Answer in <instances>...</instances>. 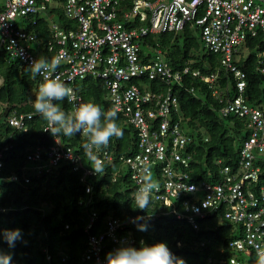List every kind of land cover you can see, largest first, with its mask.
Returning a JSON list of instances; mask_svg holds the SVG:
<instances>
[{
	"label": "trees",
	"instance_id": "trees-1",
	"mask_svg": "<svg viewBox=\"0 0 264 264\" xmlns=\"http://www.w3.org/2000/svg\"><path fill=\"white\" fill-rule=\"evenodd\" d=\"M61 3L58 0V6L50 8L51 19L65 31L76 30V22L65 17ZM143 25L135 18L130 28ZM17 27L37 35L38 45L31 50L45 57L53 55L46 48L49 20L23 17ZM143 41L145 59L159 48L173 70L188 68L199 71L201 77H216L212 86L191 74L183 76L180 85H173L178 112L172 120L179 122L189 140L185 151L191 160L186 171L192 182L219 181L220 169L238 168L240 151L253 128L250 115H223L228 101L241 97L244 106L264 117V65L257 59L262 37L247 38L235 54V65L245 75L242 93L233 75L220 66V55L204 47L197 26L187 24L179 33L149 35ZM0 81V264H90L82 261L88 237L106 233L109 217L123 225L118 235L134 241L126 253L118 255L107 252L111 246L106 242L102 258L109 264H229L230 258L258 264L251 249L235 252L229 248L231 241L243 235L239 225L197 219L195 231L152 196L137 195L130 168L120 160L136 152V130L113 109L103 80L88 76L75 83L81 104L71 115L73 107L65 97L55 96L46 104L47 93L38 91L33 70L9 60L4 50L0 51ZM128 85L151 92L166 87L147 79L130 80ZM44 110L52 122L46 131L49 119ZM13 113L31 115L26 132L8 126L6 118ZM56 138L80 159L79 171L66 163L48 165L46 152ZM102 151L111 160L97 166ZM35 154L41 159H28ZM253 166L260 169L258 182L253 184L258 192L264 189V152L256 155ZM159 167H154L147 182L159 183ZM87 168L95 174L82 180ZM92 213L97 217L86 231Z\"/></svg>",
	"mask_w": 264,
	"mask_h": 264
},
{
	"label": "built area",
	"instance_id": "built-area-1",
	"mask_svg": "<svg viewBox=\"0 0 264 264\" xmlns=\"http://www.w3.org/2000/svg\"><path fill=\"white\" fill-rule=\"evenodd\" d=\"M60 1L65 17L76 22V30L65 31L51 19L49 10L58 0H3L0 51L4 50L9 60H18L33 70L38 79V91L47 93L46 104L55 96L65 97L73 107L70 115L77 113L81 104L75 83L88 76L103 80L113 109L136 130V152L120 160L130 168L137 195L152 196L170 208L177 219L184 218L195 231L199 227L197 219L226 220L239 225L243 235L231 241L229 248L235 252L251 249L258 264H264V189L253 190L260 171L253 166V161L257 154L264 152L263 114L244 106L241 97L228 101L223 115L233 112L240 116L250 115L252 119V134L240 151L238 168L220 169V179L214 183L192 182L186 171L191 160L185 151L189 140L181 132L179 122L172 120L173 114L178 112L172 86L180 85L183 76L188 74L211 86L216 77H201L199 71L192 72L188 68L173 70L159 48L151 52L152 57L143 58L148 56L143 50L146 37L179 33L187 24H192L200 29L204 47L220 55V66L233 75L238 92L242 93L245 75L236 67L234 58L247 38L261 36L262 48L257 59L260 66L264 65V0ZM23 17H43L50 21L46 48L48 54L53 53L51 57L31 50L32 45H38L39 39L36 34L17 27V21ZM135 18L145 25L130 28ZM142 79L160 82L166 86L165 90L151 92L128 85L130 80ZM47 116L49 123L45 131L52 127L48 113ZM30 119L31 115L13 113L6 121L8 126L26 132ZM88 149L91 150L92 145H88ZM46 154L50 166L66 163L73 171L81 169L80 159L70 148L64 149L57 138ZM101 155L97 166L105 159L111 160L106 151ZM28 159L38 161L41 157L35 154ZM2 165L0 161V172ZM157 166H160L159 183L147 182ZM94 174V170L87 168L82 180ZM96 217L95 213L90 215L86 231L91 229ZM106 227V233L88 237L82 261L109 264L102 258L106 242L111 246L107 252L114 255L126 253L127 245L134 243L117 234L123 230L117 219L109 217ZM46 259L49 261V257ZM229 264L244 263L230 258Z\"/></svg>",
	"mask_w": 264,
	"mask_h": 264
},
{
	"label": "rangeland",
	"instance_id": "rangeland-1",
	"mask_svg": "<svg viewBox=\"0 0 264 264\" xmlns=\"http://www.w3.org/2000/svg\"><path fill=\"white\" fill-rule=\"evenodd\" d=\"M2 1L3 0H0V4L2 3ZM55 6H58V4H56ZM35 47V46H34ZM200 49H202V45L200 46ZM0 83H1V81H0ZM242 255V257L244 258V261H248V256L246 255V254H241Z\"/></svg>",
	"mask_w": 264,
	"mask_h": 264
},
{
	"label": "crops",
	"instance_id": "crops-1",
	"mask_svg": "<svg viewBox=\"0 0 264 264\" xmlns=\"http://www.w3.org/2000/svg\"><path fill=\"white\" fill-rule=\"evenodd\" d=\"M0 6H2V4H0Z\"/></svg>",
	"mask_w": 264,
	"mask_h": 264
}]
</instances>
